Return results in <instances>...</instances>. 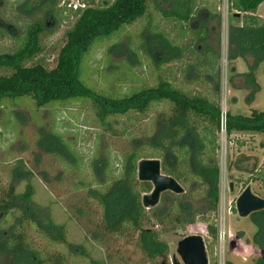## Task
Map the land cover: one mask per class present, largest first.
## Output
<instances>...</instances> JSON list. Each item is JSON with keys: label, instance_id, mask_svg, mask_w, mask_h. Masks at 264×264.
<instances>
[{"label": "rangeland", "instance_id": "rangeland-1", "mask_svg": "<svg viewBox=\"0 0 264 264\" xmlns=\"http://www.w3.org/2000/svg\"><path fill=\"white\" fill-rule=\"evenodd\" d=\"M71 1L75 4L83 2L0 0V25L7 34H0V54L13 52L24 43L26 28L43 19L44 8L57 4L58 8L66 10V16L69 14L66 6ZM111 1L95 0L99 4ZM195 1V20L191 25L194 30L205 29L207 35L206 42L197 45V51H191L194 36L180 30L176 21L164 17L161 12L173 11V2L160 3L159 9L151 3L144 19L96 48L88 62L87 82L99 92L118 96L158 85L161 80H169L192 93L205 90V85L195 87L188 83L197 76L191 64L200 62L201 51L210 46L220 54L219 95L223 113L250 116L253 110L264 112V63L255 74L260 89L250 102L253 87L246 86L244 74L240 72H248L256 58L247 55L242 61L229 60L236 52V47H231L229 26L238 13L231 9L229 0ZM57 25L52 23L50 16V31L42 39L44 51L34 64L49 69L56 66L65 44L64 33L71 23ZM149 30L186 48L181 60L162 67L158 66L161 60L153 63L141 49V39L148 38ZM113 46L116 47L109 51ZM114 73L120 78L112 79ZM4 74L6 72L0 70V75ZM165 110L164 106L156 105L146 115L115 117L105 130L97 123L90 105L84 102L39 109L32 100L26 99L0 106V196L12 185L24 210L34 213L41 221L52 222L58 229L62 226L66 234L65 240L50 241L39 237L35 228L29 225L24 230L29 248L45 254L49 264H55L60 257L66 258V264H173L174 256L181 262L177 254L178 243L187 236L200 235L205 242L209 240L208 244L214 243L212 255L206 248L209 264H258L262 256L255 243V235L259 232L255 224L258 218L239 217L236 203L248 186L253 194L264 198V181H252L257 172H264V134L227 137L223 131L218 137L220 183L215 238L207 225L209 217L199 218L190 226L164 219L172 204L170 192L164 193L160 203L152 208L156 209L159 219L148 221L138 233L130 228L122 229L123 232H106L101 207L89 196L94 190L110 186L108 174L113 177L111 180L121 177L125 156L156 135L160 130L156 117ZM56 136L60 142L44 141ZM237 163L244 171L236 169ZM183 188V201L189 202L195 211L202 210L199 186H194V190ZM1 226L6 229L9 225L2 223ZM142 231L159 234L161 249H166L163 256L154 260L145 256L140 247ZM69 245L80 249L69 251ZM8 263L7 258H0V264Z\"/></svg>", "mask_w": 264, "mask_h": 264}, {"label": "trees", "instance_id": "trees-1", "mask_svg": "<svg viewBox=\"0 0 264 264\" xmlns=\"http://www.w3.org/2000/svg\"><path fill=\"white\" fill-rule=\"evenodd\" d=\"M83 2L87 5L86 9L72 12L66 8L69 11L66 16V10L58 8L57 4L44 8L43 19L26 28L24 43L13 52L0 54V70L6 72L0 75V106L6 103L17 104L26 99L32 100L39 109L84 102L90 105L97 123L105 130L112 125L111 120L115 117L146 115L156 105L164 106L167 110L156 117L160 123V130L156 135L145 144L140 143L125 156L120 178L111 180L113 177L108 174L107 182L110 181V186L94 190L89 197L101 207L106 232H123L130 228L138 233L148 221L159 219L156 209L147 210L142 205L143 196L151 192L152 186L150 183L138 181V164L142 160L157 159L161 161L164 175L173 177L188 189L194 190L193 187L198 185L203 202L202 210L195 211L189 202L183 201L185 195L172 194V204L164 219L178 225L190 226L199 218L209 217L207 225L212 229V236L215 238L220 183L218 137L223 132V112L219 95L220 54L213 47L205 46L199 55L200 62L191 64L190 67L197 71V76L188 85L196 87L202 84L206 87L205 90L194 93L178 88L169 80H161L158 85L141 88L123 96L116 93L105 94L95 90L87 82L86 74L88 62L96 48L122 34L126 27L144 19L151 3L159 9L160 3L173 2V11L161 12L164 17L176 21L180 30L194 36L191 40V51H197V45L205 43L207 35L205 29L196 31L191 25L195 20L193 8L196 1L113 0L104 4L96 3L95 0ZM229 3L231 9L238 13L235 16L243 15V25L230 32L231 45L236 41L238 52L229 56V60L234 61L246 54L256 58L255 64L249 66V71L244 74L246 86L253 87L249 97L252 102L260 89L255 74L264 63V19L256 16L264 0H229ZM50 16L52 23L58 24V27L62 23H71L64 33L65 44L58 55L56 66L52 69L34 64L44 51L42 39L50 31ZM0 34L7 35L1 25ZM141 42L142 51L153 63L156 60L162 61L158 63L159 67L179 62L186 49L175 45L163 34L152 33L150 30L148 38L141 39ZM115 47L109 48V51L112 52ZM185 72L187 75L189 70ZM111 78L120 77L114 73ZM224 131L227 137L235 134L263 135L264 112L253 110L250 116L228 112L225 115ZM55 140L60 142L58 136L44 141ZM238 163L236 169L244 171ZM263 176V171L257 172L252 181L263 182ZM252 218H258L255 224L259 232L255 235V243L262 253L258 264H264V210L253 214ZM2 223L9 225L8 228H3ZM29 225L43 239H66L62 226L58 229L52 222L41 221L34 213L24 210L15 188L10 185L0 196V258H7L8 264H49L45 254L29 248L26 244L24 230ZM140 235V247L149 260L165 254L166 249H161L158 233L142 231ZM208 241L206 239L205 245L212 255L214 243L208 244ZM68 247L69 251L80 249L79 246ZM66 263V258L60 257L55 264Z\"/></svg>", "mask_w": 264, "mask_h": 264}, {"label": "water", "instance_id": "water-1", "mask_svg": "<svg viewBox=\"0 0 264 264\" xmlns=\"http://www.w3.org/2000/svg\"><path fill=\"white\" fill-rule=\"evenodd\" d=\"M138 181L147 182L153 186L152 192L142 198V205L147 210L155 208L160 203L161 196L166 192L175 195L185 193V189L176 179L162 173L161 161L157 159L139 162ZM236 210L239 217L249 218L264 210V198L253 194L251 186H248L239 196ZM177 254L181 262L174 256L173 264H209L205 241L200 235H190L183 238L178 243Z\"/></svg>", "mask_w": 264, "mask_h": 264}, {"label": "crops", "instance_id": "crops-1", "mask_svg": "<svg viewBox=\"0 0 264 264\" xmlns=\"http://www.w3.org/2000/svg\"><path fill=\"white\" fill-rule=\"evenodd\" d=\"M264 3L262 4V5H260L259 6V8H258V10H257V12H256V16L257 17H259V18H261V19H264ZM243 15L242 16H234V19H233V21H232V23L230 24V28H231V30H233V29H236V28H238V27H241L242 25H243ZM200 29V28H199ZM197 31V30H196ZM233 45L236 47V41L231 45V47H232V49H234V47H233ZM238 52V50H237V48H236V52H235V54ZM247 55L248 56H251V58L252 57H254L253 55H251V54H246L245 56H243V57H239V58H237L236 60H234V61H242V60H244L245 59V57H247ZM262 65V64H261ZM264 65V64H263ZM241 74H246L247 72H240Z\"/></svg>", "mask_w": 264, "mask_h": 264}, {"label": "built area", "instance_id": "built-area-1", "mask_svg": "<svg viewBox=\"0 0 264 264\" xmlns=\"http://www.w3.org/2000/svg\"><path fill=\"white\" fill-rule=\"evenodd\" d=\"M66 5V3H65ZM87 5L84 2H77L76 4L74 3V1H71L70 3L67 4L66 8L72 12H76L79 10H84L86 9ZM223 112V111H222ZM225 115L226 113H223V120H222V127H223V131H224V127H225Z\"/></svg>", "mask_w": 264, "mask_h": 264}]
</instances>
